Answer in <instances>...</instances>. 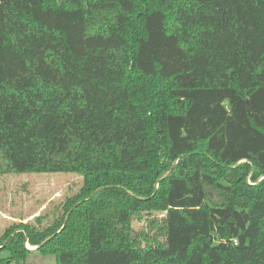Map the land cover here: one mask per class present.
Returning <instances> with one entry per match:
<instances>
[{"label": "trees", "instance_id": "16d2710c", "mask_svg": "<svg viewBox=\"0 0 264 264\" xmlns=\"http://www.w3.org/2000/svg\"><path fill=\"white\" fill-rule=\"evenodd\" d=\"M0 174L82 178L10 261L264 264V0H0Z\"/></svg>", "mask_w": 264, "mask_h": 264}, {"label": "rangeland", "instance_id": "374dc122", "mask_svg": "<svg viewBox=\"0 0 264 264\" xmlns=\"http://www.w3.org/2000/svg\"><path fill=\"white\" fill-rule=\"evenodd\" d=\"M81 183L82 178L72 174H0V235L13 224L32 221L38 215L48 213L52 217L54 207L77 191ZM144 227L145 223H135L137 231ZM27 246L31 253L24 261H10L9 252L3 250L0 264H57L55 256H44Z\"/></svg>", "mask_w": 264, "mask_h": 264}, {"label": "bare ground", "instance_id": "6f19581e", "mask_svg": "<svg viewBox=\"0 0 264 264\" xmlns=\"http://www.w3.org/2000/svg\"><path fill=\"white\" fill-rule=\"evenodd\" d=\"M29 248H30V249H34V248L30 247V246H29Z\"/></svg>", "mask_w": 264, "mask_h": 264}, {"label": "crops", "instance_id": "0c3cea01", "mask_svg": "<svg viewBox=\"0 0 264 264\" xmlns=\"http://www.w3.org/2000/svg\"><path fill=\"white\" fill-rule=\"evenodd\" d=\"M24 223H26V221L24 222ZM36 248H34V250H35Z\"/></svg>", "mask_w": 264, "mask_h": 264}, {"label": "built area", "instance_id": "2783aa9c", "mask_svg": "<svg viewBox=\"0 0 264 264\" xmlns=\"http://www.w3.org/2000/svg\"><path fill=\"white\" fill-rule=\"evenodd\" d=\"M235 243H236V241H235Z\"/></svg>", "mask_w": 264, "mask_h": 264}]
</instances>
